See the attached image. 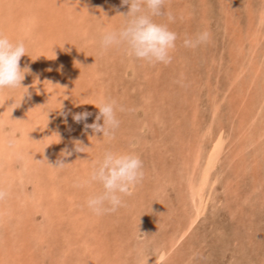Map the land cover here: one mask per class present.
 <instances>
[{
	"label": "rangeland",
	"instance_id": "1",
	"mask_svg": "<svg viewBox=\"0 0 264 264\" xmlns=\"http://www.w3.org/2000/svg\"><path fill=\"white\" fill-rule=\"evenodd\" d=\"M128 10L0 0V33L24 42L30 69L25 88L0 90V264H264V0H166L167 65L101 50ZM101 98L123 108L110 141L85 129ZM65 148L71 164L52 168ZM106 151L139 155L144 177L96 215L86 200L102 187L77 184Z\"/></svg>",
	"mask_w": 264,
	"mask_h": 264
},
{
	"label": "clouds",
	"instance_id": "2",
	"mask_svg": "<svg viewBox=\"0 0 264 264\" xmlns=\"http://www.w3.org/2000/svg\"><path fill=\"white\" fill-rule=\"evenodd\" d=\"M165 2L166 0H121L122 5L129 6L127 14H119L126 19L118 29L102 34L101 50L122 49L126 55L148 64H170L171 53L176 48L177 34L170 30L167 24L154 20V17L165 14L163 11ZM167 16L170 22L174 20L171 13ZM210 35L208 31H202L194 39L185 38L183 45L187 48H196L209 42ZM26 53L23 41L13 42L0 33V90L25 88L22 81L30 69L28 67L21 69L20 60ZM91 105L98 108L99 113L95 122L85 124V129L90 128L94 133H102V137L109 141L114 139L115 130L120 124L117 111H123V108L118 106L117 101L108 98H101L98 103ZM90 115L92 114L89 112L77 113L73 115V120L80 123L86 121ZM57 136L59 137L58 134ZM59 142L60 137L57 143ZM87 148L81 141H74L75 152H85ZM72 154V151L65 148L60 153L62 158L57 159L55 165L47 162L52 168L63 169L71 164L65 161ZM143 177V162L139 155L133 152L106 151L101 159L94 162L88 178L79 182L77 187L94 183L102 187V191L90 195L86 200L87 208L94 214L101 215L122 207L123 197L131 195L132 189L143 180ZM6 194L0 189V200L4 199Z\"/></svg>",
	"mask_w": 264,
	"mask_h": 264
},
{
	"label": "bare ground",
	"instance_id": "3",
	"mask_svg": "<svg viewBox=\"0 0 264 264\" xmlns=\"http://www.w3.org/2000/svg\"><path fill=\"white\" fill-rule=\"evenodd\" d=\"M207 178H208V170L203 173V178H202L200 185H199V188H200L199 191L200 192L202 191L201 189L204 188V186L206 185Z\"/></svg>",
	"mask_w": 264,
	"mask_h": 264
}]
</instances>
